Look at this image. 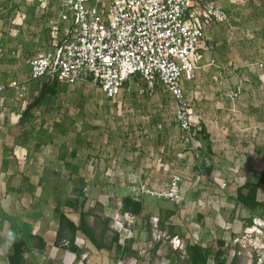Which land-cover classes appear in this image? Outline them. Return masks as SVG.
<instances>
[{
	"label": "crops",
	"instance_id": "obj_1",
	"mask_svg": "<svg viewBox=\"0 0 264 264\" xmlns=\"http://www.w3.org/2000/svg\"><path fill=\"white\" fill-rule=\"evenodd\" d=\"M35 23L33 16L25 24L20 18V21H16L18 27L15 30L17 34L20 33L17 40H21V43L8 40L0 46V83L18 82V86L8 88L0 100V264L9 262L13 244L17 242L25 244V264H112L118 257L116 245L112 250L97 249L81 231L76 233V241L71 245L69 241L72 234L66 228L58 243L62 214L72 210L67 206V201L76 199L77 191L84 193L87 197L84 210L92 211L88 223L99 241L104 238L103 241L111 242L114 234L118 233L112 227L114 220L125 214L121 213L123 199L135 197L139 184L147 183L150 173H153L150 176L153 181L147 184L156 188L153 182L160 175L154 166H147L145 159L163 154V148L168 146V130L161 118L147 125L134 119L125 123L127 128L122 126L117 130L118 142L115 145L112 139L109 144H99L94 132L103 126L97 124L95 119L90 120L89 115L98 118L112 101L91 81L86 82L94 84L100 92L95 89L94 92H76V88L59 83L56 91L44 92L42 102L29 108L42 93V86L46 82L30 79V62L39 54L35 51L33 55L31 53L27 71L18 69V61L22 57L20 49L24 50L26 46L23 40L25 33L31 31ZM34 45L45 46L44 42H35ZM215 45L206 42L205 35L204 59L195 78L191 81L181 79L186 99L190 93L188 89L196 82L199 71L214 64V59L208 62L207 54ZM128 85L118 99L126 100L130 96L139 104L142 96L137 92H123L128 90ZM164 97H171L175 101L165 86ZM195 104L198 105L197 102ZM143 109L149 108L146 106ZM249 109L259 114L257 122L248 121L246 127L241 128L256 129L255 133L252 131V136L257 137V140L255 144L239 140L245 146L238 149L234 147V131L227 134L229 136H217L220 135L217 129L223 124L212 122L210 126L202 118L197 132L204 127L205 133L196 136L195 140L200 156L188 151L194 156L191 162L193 176L184 164L180 167L181 173L178 172L184 178V201L167 206L163 205L162 199L144 196L141 199L144 212L136 216L137 223L131 228L133 250L141 251L148 241L146 236L152 240L150 218L157 216L163 219L169 210L175 211V214L165 222L164 231L168 233L169 228L174 227L173 236L179 237L186 245L203 244L201 242L209 241L212 236L215 238L212 234L217 230L220 235L230 233L231 240L243 229V224L251 219V213L236 202L237 188L246 182H258L264 171V114L262 108ZM195 110L201 114L197 106ZM162 127L163 130H160ZM228 128L233 129L232 126ZM154 135L156 139H153L150 149L151 136ZM221 144L228 148L222 149ZM164 156L167 161V153ZM173 157L171 155L170 160ZM132 165L134 169L129 168ZM229 171L234 173L233 176H230ZM125 182L126 187L122 186ZM223 183L227 184L225 190L220 188ZM263 187L258 190L260 201H264V194H261ZM73 218L76 220L77 216ZM104 218L109 220V230L105 234ZM194 218H201V227L194 228L187 224ZM180 229L189 233H182ZM224 239L227 238L220 237L221 241Z\"/></svg>",
	"mask_w": 264,
	"mask_h": 264
},
{
	"label": "built area",
	"instance_id": "obj_2",
	"mask_svg": "<svg viewBox=\"0 0 264 264\" xmlns=\"http://www.w3.org/2000/svg\"><path fill=\"white\" fill-rule=\"evenodd\" d=\"M224 19L216 0H59L58 21L49 23L48 48L30 62V79L67 86L91 81L112 102L137 78L151 88L161 84L177 103L182 139L199 157L195 140L201 120L186 99L181 79L195 78L204 59L206 31ZM17 86L16 81L0 83V100L8 88ZM240 93L238 87L232 99ZM183 182V176L174 172L165 188L140 183L134 198L148 196L181 204ZM220 188L225 190L227 184ZM251 220L231 239V255L249 252L255 256L254 264H264V216L251 215ZM136 223V216L130 213L114 220L112 227L120 233L123 246L133 238L131 228ZM150 224L156 242L168 243L185 254L186 244L164 231L159 217H151ZM144 253L130 259L118 256L112 264H140Z\"/></svg>",
	"mask_w": 264,
	"mask_h": 264
},
{
	"label": "rangeland",
	"instance_id": "obj_3",
	"mask_svg": "<svg viewBox=\"0 0 264 264\" xmlns=\"http://www.w3.org/2000/svg\"><path fill=\"white\" fill-rule=\"evenodd\" d=\"M216 1H219L226 19L211 24L206 32V42L216 44L207 54L208 62L213 59L215 62L213 65H207L199 71L196 82L193 83L191 89H188L190 93L187 101L194 109L195 114L199 116L201 122L203 118L206 124L210 126L212 122H221L223 124L220 129H217L220 134L217 136H224L225 134L229 136L227 134L234 131L236 133L234 135L236 138L234 147L238 149L245 146L241 145L239 140H242V143L250 141L253 144L257 140V137L252 136V131L255 133L256 129L251 127H249L251 129L241 128L246 127L248 121L250 123L257 122L259 117V114L250 111L249 107L262 108V113L264 114V0ZM58 2L59 0H0V46L8 40L21 43V40H17L20 33L17 34L15 30L18 27L16 21H20V18L23 19L24 24L31 16L36 21L35 25L32 26L33 31H26L23 39L26 46L24 50L20 49L22 57L18 61V69L21 71H27L28 61L33 55L32 52L42 53L48 47L50 40L49 23L53 20L58 21ZM29 27L27 29L30 30ZM61 27L64 26L61 25ZM29 33L31 37H29ZM33 39L35 40L33 41ZM38 40L41 41L38 42ZM35 42H44L45 46H33ZM8 60L11 61L9 58ZM260 64H263V67ZM183 80L184 77L182 78ZM69 87L76 88V92H94V89L96 92H100L90 82H81ZM238 87H241V93L232 99ZM126 89L123 92H137L142 96L140 103L138 104L130 96H127L126 100L119 98L117 102L108 103V108H104L103 113H100L98 118H92L89 115L90 120L93 121L95 119L97 124H102L103 126L96 133L93 130L96 137L95 140L99 144L103 142L106 145L112 139L115 140V145V142H118L117 130L122 126L124 128L128 127L125 123L139 119L147 125L148 122L152 124L151 121L161 118L168 130V148H163V157L161 154H155L153 158L145 159L147 166L149 168L154 166L156 172L160 175L153 184L155 183L156 188L167 187L166 184L169 183L171 175L174 172L181 173L180 167L182 164L192 173L191 162H193L194 156L189 154L191 151L188 150V145L182 139L183 133L176 120V101L171 97L163 98V85L159 84L151 88L141 79L132 80ZM146 106L149 109H143ZM194 106L198 107L201 114L196 112ZM92 108H95V104ZM224 125L226 128H222ZM229 126H232L233 129L228 128ZM160 130H163V127ZM155 136H151L150 149L153 147L152 142L153 139H156ZM221 145L222 149L228 148L227 145ZM164 152L167 153V161L165 160L164 155L166 153ZM171 155L175 156L173 160L169 158ZM129 168L134 169V166L132 165ZM229 173L230 176L234 174L232 171H229ZM191 175L193 176V173ZM148 176L146 182L151 184L153 180L150 176H153V173ZM161 177L163 179H160ZM122 186L126 187L127 183H122ZM261 194H264V187ZM162 203L167 206L174 205V202L169 200H163ZM201 216L204 217V215ZM187 224L194 228H199L201 227V218H194ZM180 232L189 233V231L182 229H180ZM212 235L215 238L212 236L209 241L201 243L212 245L216 251L220 247L217 241L221 242L220 237H226L227 239L223 241L226 242L223 250L227 264H231L234 259L231 255V240L229 238L231 234L223 235L221 233V236L217 230ZM146 239L148 241L139 251V254L145 251L139 257L140 264H183L182 259H176V251L168 243H163V247L159 249L157 257L152 260V250L156 241L153 235L152 240L149 236H146ZM182 254L184 255L183 252ZM254 257V254L243 252L238 256L236 264H254ZM5 264H9V262L6 261ZM208 264H215V261L210 259Z\"/></svg>",
	"mask_w": 264,
	"mask_h": 264
},
{
	"label": "trees",
	"instance_id": "obj_4",
	"mask_svg": "<svg viewBox=\"0 0 264 264\" xmlns=\"http://www.w3.org/2000/svg\"><path fill=\"white\" fill-rule=\"evenodd\" d=\"M58 81H46L42 86L41 94L35 99V101L29 105V108L32 105L39 104L44 98V92L49 90L56 91L58 89ZM205 133V128L202 127V130L197 132V135H203ZM211 173V170L208 172ZM264 185V171L262 172L258 182H246L237 188L235 200L242 207L247 209L251 215L264 216V201H260L258 198V190ZM77 198L67 201V206L72 210L62 214L61 225L58 234V243L61 242V236L66 228L71 231V237L69 243L74 245L76 239L75 235L78 231L83 232L87 238L91 241L97 249H109L112 250L114 245H116L117 256H122L126 259L134 258L139 256V252L133 250L132 245L134 243L133 239L126 241V244L123 246L119 243L120 235L115 233L114 238L111 242L99 241L97 239L96 233L93 227L88 223V217L92 215V211H85L84 207L87 202V197L84 196V193L77 191ZM164 211V210H163ZM144 212V204L142 200H135L134 197L127 196L122 201L121 213H130L134 216H141ZM175 214V211H167L165 217L160 219V225L163 230L166 229L165 222L167 219H170L172 215ZM74 216H77V219L74 220ZM251 219L247 222L251 224ZM103 223L105 225L103 234H105L109 228V220L104 218ZM174 227L169 228L171 236L174 235ZM151 234V232H150ZM162 242H156L152 250V260L157 257L159 248L161 247ZM225 242H219V248L215 251L211 246H205L200 243H188L186 245L185 254H182V251H176V259H182L183 264H208L210 259L215 261V264H227L225 258V252L223 247ZM25 244L22 242H17L13 244V254L9 257V264H25ZM175 259V260H176ZM238 256H235L231 264H236Z\"/></svg>",
	"mask_w": 264,
	"mask_h": 264
}]
</instances>
